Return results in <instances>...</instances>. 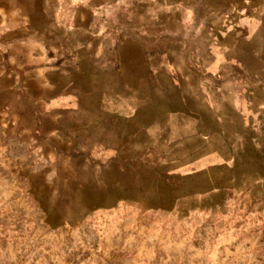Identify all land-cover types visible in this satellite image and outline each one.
<instances>
[{"label": "rangeland", "instance_id": "374dc122", "mask_svg": "<svg viewBox=\"0 0 264 264\" xmlns=\"http://www.w3.org/2000/svg\"><path fill=\"white\" fill-rule=\"evenodd\" d=\"M4 1L0 21L17 14ZM194 17L195 12L189 13L182 27L167 25L168 36L195 32ZM261 43L241 42L238 50L259 52ZM170 47L189 50L192 42L177 40ZM246 60L264 78L258 53ZM240 71L250 78L249 68ZM209 72L220 80L214 67ZM238 76L231 72L225 78L232 92L247 82H238ZM150 85V104L140 111L146 115L164 108L157 92L165 84ZM179 85L188 92L187 107L206 112L195 102L196 84ZM85 86L88 91L70 102L48 101L44 95L21 105L17 98H0V264H264V114L251 118L257 131H247L245 168L226 169L218 152L223 140L217 135L208 144L215 152L192 159L186 149L196 144L190 119L182 127L170 121L165 142L158 133L150 138L151 145L165 144L171 152L142 151L144 137H135L133 154L120 139V167L103 166L91 154L72 148L73 142L95 122L92 114L129 108L117 105L109 94L102 96L94 84H75L81 92ZM138 87L141 96L147 95V85ZM248 87V97L252 91L264 99V84ZM168 102V111L178 108ZM216 109L221 112L224 106L216 104ZM228 131L234 145L238 130L230 126ZM111 151L105 155L116 162ZM132 155L135 166L127 169ZM233 176L238 178L235 184Z\"/></svg>", "mask_w": 264, "mask_h": 264}, {"label": "crops", "instance_id": "0c3cea01", "mask_svg": "<svg viewBox=\"0 0 264 264\" xmlns=\"http://www.w3.org/2000/svg\"><path fill=\"white\" fill-rule=\"evenodd\" d=\"M4 2L6 8H14L20 14L5 16L0 21L1 100L17 98L21 105H30L45 95L48 101L67 99L70 102V98L85 93L86 86L81 92L75 84H89V87L94 84L102 96L109 94L117 105L129 109L92 114L95 122L78 134L72 148L91 154L93 162L103 166L115 163L120 167V139L121 145H130V152L135 154V137H144L142 151L171 152L165 144L151 145L150 138L158 133L165 142V134L172 127L170 121L182 127L190 119L194 122L191 136L196 144L186 149L194 154L192 159L215 152L208 144L217 135L223 140L218 152H222L226 169L231 172L245 168L247 131H257V124L251 118L264 114V99L252 96V91L248 97L252 89L248 84H264V78L246 60L258 53V61L264 62V0ZM193 12L195 32L184 37L168 36L167 25L178 23L182 27L185 17ZM256 39L262 41L259 52L244 50L243 54V50H238L239 43L245 45ZM177 40L191 41L192 48L170 47V43ZM201 41L204 42L202 48L199 47ZM211 67L221 81L209 76ZM248 68L251 76L246 80L240 70ZM231 72L238 73V82L247 81L236 87L238 91L232 92L225 84ZM142 84L149 88L145 96H141L138 89ZM150 84H165L157 92L164 108L159 113L146 115L140 111L150 104L153 95ZM179 84H196L199 96L195 97V102L198 106L202 103L206 112L193 113L187 107L188 92ZM167 88L173 91L172 95L168 96ZM91 90L95 92L94 88ZM168 100L178 106L175 111H168ZM219 103L224 106L221 112L216 109ZM230 126L239 134L234 145L230 142V132L228 135L226 132ZM123 138L128 141L122 142ZM108 151L114 152L116 162L107 158L105 154H111ZM94 152L104 156L94 157ZM134 159L132 155L131 161H127V169L135 166ZM237 179L233 176V184ZM225 190L234 191L231 187Z\"/></svg>", "mask_w": 264, "mask_h": 264}]
</instances>
